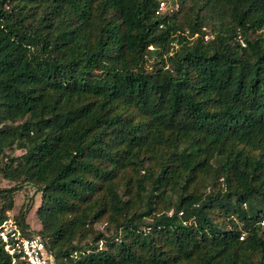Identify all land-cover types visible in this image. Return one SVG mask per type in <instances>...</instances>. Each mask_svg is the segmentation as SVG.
Masks as SVG:
<instances>
[{
    "label": "trees",
    "instance_id": "obj_1",
    "mask_svg": "<svg viewBox=\"0 0 264 264\" xmlns=\"http://www.w3.org/2000/svg\"><path fill=\"white\" fill-rule=\"evenodd\" d=\"M159 1L0 0V225L33 187L51 264H264V0Z\"/></svg>",
    "mask_w": 264,
    "mask_h": 264
},
{
    "label": "built area",
    "instance_id": "obj_2",
    "mask_svg": "<svg viewBox=\"0 0 264 264\" xmlns=\"http://www.w3.org/2000/svg\"><path fill=\"white\" fill-rule=\"evenodd\" d=\"M165 3V0L159 1L158 14H162ZM0 242L9 257L8 264H51L43 238L39 234L23 235L9 213L0 225Z\"/></svg>",
    "mask_w": 264,
    "mask_h": 264
},
{
    "label": "rangeland",
    "instance_id": "obj_3",
    "mask_svg": "<svg viewBox=\"0 0 264 264\" xmlns=\"http://www.w3.org/2000/svg\"><path fill=\"white\" fill-rule=\"evenodd\" d=\"M165 2L166 3L164 5V10L161 11L162 14L166 15L168 12L171 13L173 11L178 10L179 4L177 0H165ZM12 148L13 149H7L6 153L12 156H17L23 152L21 149H17L14 146ZM3 161L5 162L6 159L4 158ZM0 164H2V162H0ZM13 184H14L13 182L0 177V187L10 188L13 186ZM13 195H14V204L10 210L6 211L5 213L6 216L8 213L15 216L23 204L31 205V210L28 212L26 216V221L30 226V230L33 231L40 229L41 226L37 221V217L35 213L37 207L40 204V197H41L40 193L35 191V189L30 185L23 184L22 187L18 188ZM0 206H1V202H0ZM98 227H102V225H98Z\"/></svg>",
    "mask_w": 264,
    "mask_h": 264
}]
</instances>
